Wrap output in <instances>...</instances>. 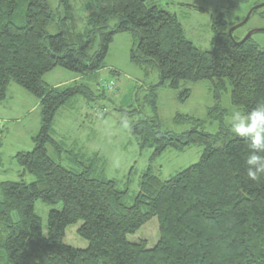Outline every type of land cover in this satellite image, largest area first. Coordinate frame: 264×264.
<instances>
[{"label": "trees", "instance_id": "16d2710c", "mask_svg": "<svg viewBox=\"0 0 264 264\" xmlns=\"http://www.w3.org/2000/svg\"><path fill=\"white\" fill-rule=\"evenodd\" d=\"M93 1L83 32L73 31L65 18L50 36L54 14L48 0H0V102L14 83L41 108L32 150L15 156L20 177L28 174L33 181L0 184V264H264L263 135L229 138L196 128L175 134L160 131L156 116L140 120L130 133L140 151L152 150L151 159L168 149L200 146L203 152L197 163L169 180L146 171L131 206L124 205L127 192L115 181L67 170L50 155V150L62 153L52 138L57 112L78 96L92 101L94 94L76 84L51 88L42 78L55 69L77 76L100 71L115 35L123 33L137 39L129 61L157 70L154 88L167 83L176 90L182 81H208L214 103L208 115L214 119L224 115L220 104L228 85L230 104L251 126L264 127V51L251 38L230 39L228 30L235 24L215 21L213 49L201 51L185 39L174 15L145 0ZM246 1L232 0L231 6ZM112 18L117 23L110 29ZM155 99L153 93V108ZM176 121L197 123L181 116ZM37 202L52 208L46 234ZM152 219L158 231L152 248L145 241H128ZM78 222L77 233L88 243L84 250L63 243L66 228Z\"/></svg>", "mask_w": 264, "mask_h": 264}, {"label": "rangeland", "instance_id": "374dc122", "mask_svg": "<svg viewBox=\"0 0 264 264\" xmlns=\"http://www.w3.org/2000/svg\"><path fill=\"white\" fill-rule=\"evenodd\" d=\"M48 2L54 14V20L47 29L50 36L58 33V24L65 18L73 31L83 32L85 19L94 12L93 0H67L66 5L60 4L59 0ZM231 2L232 0H145L146 5H155L174 15L182 26L185 39L201 51L213 49L214 36L211 25L215 21L220 18L229 24H239L252 7L263 3L264 0H248L235 6H231ZM263 10L254 13L247 23L236 29L232 35L241 41L248 33L253 32L250 37L252 42L264 51V31H260L264 30V17L259 16ZM116 23L112 18L108 20L107 25L111 29ZM136 42L137 39L131 33L115 35L104 68L94 74L80 77L62 69H55L42 78L49 86L55 83H62L59 88L83 85L90 88L94 94L92 101L81 96L76 97L56 114L52 138L62 146V153L57 155L50 150V155L67 170L75 173L87 171L90 177L115 181L120 191L127 192L123 201L126 206L133 204L139 192L140 178L146 171L149 170L162 181L169 180L197 163L203 152V147L200 146L188 147L183 152L168 149L160 157L151 159L152 150L140 151L136 139L130 133L131 126L140 120L153 119L156 116L160 131L175 134L196 128L206 134H219L229 138L233 135L264 136V127L251 126L242 110L230 104L228 85L220 104L224 115L214 119L208 115L209 109L214 105L211 84L208 81H182L176 90L170 89L167 83L154 88L159 83L157 70L154 67L140 69L129 61L130 51ZM112 71L115 72L113 75ZM75 78L76 83L73 82ZM109 82L114 83V89L106 88L107 92L103 94L96 92L100 83ZM10 85L23 96H27L31 102L11 93V98L3 105L5 107L2 111L9 115L12 125L9 126L11 128L8 134L0 133V180L23 179L30 183L33 177L28 174L16 178V163L11 161V155L20 148L23 151L32 150L30 138L39 131L41 108H34L32 102L37 99L32 95L14 83ZM153 93L156 95L155 108L151 103ZM14 106H19L16 115L14 110L11 112ZM95 108L103 109V115ZM178 116L190 117L197 123L177 122ZM16 168L22 171L18 165ZM54 208L60 209V206ZM51 209L40 202L35 205V212L42 220L44 234L47 232V215ZM80 225L81 222H78L66 228L63 243L84 250L88 243L77 233ZM2 227L0 225V236ZM157 240L156 219H152L135 234L128 236L130 242L145 241L148 248H152Z\"/></svg>", "mask_w": 264, "mask_h": 264}, {"label": "crops", "instance_id": "0c3cea01", "mask_svg": "<svg viewBox=\"0 0 264 264\" xmlns=\"http://www.w3.org/2000/svg\"><path fill=\"white\" fill-rule=\"evenodd\" d=\"M53 71H55V70H53ZM52 71V72H53ZM52 72H50V73H52ZM50 73H48V74H46V75H44V77H46L47 75H49ZM57 73H59V72H57ZM115 72L114 71H112L111 72V75H113ZM80 77H82V76H80ZM73 82L74 83H76L77 82V78H75L74 80H73ZM59 84H62V83H55V85H52V86H49V87H51V88H59L60 86H62V85H59ZM90 89V88H89ZM11 93H16L18 96H20L21 98H22V100H28V98H27V96H23V94H21V92H19V90H16L15 88H14V86H11V85H9L8 86V89H7V96H6V98L2 101V102H0V133H2V132H6V134H8V132H9V129L11 128V127H9L10 125H12V123H10V118L8 117L9 115L6 113V111L5 112H3L2 111V108L3 107H5V106H3V105H5V103H6V101L8 100V99H10L11 97H10V95H11ZM98 99H100L99 98V95H97L96 96ZM105 97V96H104ZM75 99V98H74ZM103 99V98H102ZM73 100V99H72ZM28 102L30 103L31 101H29L28 100ZM32 104L34 105V108H37L38 106H40L39 105V101L38 100H36V102H32ZM18 107L19 106H14L13 107V109H11V112L14 110V114L16 115V111H17V109H18ZM20 107L22 108V104H20ZM59 112V111H58ZM57 112V113H58ZM55 119V118H54ZM53 124H54V122H53ZM52 133H53V125H52ZM7 136V135H6ZM53 136V135H52ZM34 137V136H33ZM32 137V138H33ZM32 138H30L31 140H32ZM0 146H1V143H0ZM20 152H26V151H23V149H17L16 151H13L12 152V155H11V161L13 162H15L16 163V161H15V156H16V154L17 153H20ZM1 155H0V165H1ZM16 166H17V163L15 164V175H16V178L17 177H19L20 175H21V173H22V171L20 172V169L18 170L17 168H16ZM19 167V166H18ZM3 178V177H2ZM3 182H15V181H4L3 179H1L0 180V184L1 183H3Z\"/></svg>", "mask_w": 264, "mask_h": 264}, {"label": "water", "instance_id": "95a60500", "mask_svg": "<svg viewBox=\"0 0 264 264\" xmlns=\"http://www.w3.org/2000/svg\"><path fill=\"white\" fill-rule=\"evenodd\" d=\"M263 7H264V2L261 3V4H258V5H256V6H254V7H252V8L248 11V13H247V15L245 16V18H244L239 24H236V25H234L233 27H231V28L228 30V35H229L230 39L233 40V38H232V34H233V32H234L236 29H238V28H240L241 26H243L244 24H246L247 21L249 20V18L251 17V14H252L254 11H256V10H258V9H260V8H263ZM260 31H264V30H260ZM252 33H253V32L248 33V34H247V35H246V36L240 41V43L243 42V41H245L246 39L250 38L251 35H252Z\"/></svg>", "mask_w": 264, "mask_h": 264}, {"label": "built area", "instance_id": "2783aa9c", "mask_svg": "<svg viewBox=\"0 0 264 264\" xmlns=\"http://www.w3.org/2000/svg\"><path fill=\"white\" fill-rule=\"evenodd\" d=\"M113 87V89H114V83L113 82H109V83H100L98 86H97V90L98 91H105V92H107V89L106 88H108V89H110V88H112ZM109 92V91H108ZM96 109V111H97V109L98 108H95ZM98 110H100V109H98ZM100 114H101V110H100Z\"/></svg>", "mask_w": 264, "mask_h": 264}]
</instances>
